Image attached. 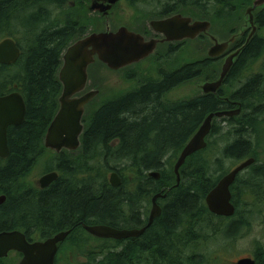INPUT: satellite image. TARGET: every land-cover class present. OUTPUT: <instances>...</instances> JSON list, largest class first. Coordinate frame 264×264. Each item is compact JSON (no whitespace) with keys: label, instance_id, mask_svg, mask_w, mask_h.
I'll return each mask as SVG.
<instances>
[{"label":"trees","instance_id":"16d2710c","mask_svg":"<svg viewBox=\"0 0 264 264\" xmlns=\"http://www.w3.org/2000/svg\"><path fill=\"white\" fill-rule=\"evenodd\" d=\"M195 1L167 0L163 4L178 12L189 3L202 2ZM91 2L0 0V41L11 36L22 49L15 64H0V95L18 91L27 107L25 122L8 130L10 154L0 157V196H6L0 205V231L17 229L38 240L69 231L60 243L56 264L64 250L65 256L87 259L77 264H216V251L209 244L223 236L237 239L256 213L250 206L264 203V83L253 77L228 94L241 101L240 114L225 118L224 126L219 118L213 119L207 146L186 159L179 184L175 164L205 118L227 110L219 98L226 96L225 86L216 94L201 93L176 101L166 95L196 79L212 80L213 59L177 65L176 52L164 56L155 52L145 60H154L157 77L130 76L138 81L134 89L105 101L91 114L87 113L89 104L81 146L56 153L45 147L44 138L60 107L63 85L58 74L67 47L97 31V27L88 28L93 22L88 10ZM236 3L207 0L208 20L220 18L218 6ZM263 53L264 43L254 41L243 51L238 66L245 58ZM238 66L233 67L229 81ZM46 156L53 158L46 164L47 170L60 175L42 189L29 175ZM251 157L255 162L231 186L235 214H213L207 194L236 164ZM114 171L122 178L118 187L110 183ZM152 171L159 172L160 178L151 177ZM157 193L166 194L158 199L162 213L140 237L98 238L83 228V224L141 228ZM254 254L256 264H264V244Z\"/></svg>","mask_w":264,"mask_h":264},{"label":"water","instance_id":"95a60500","mask_svg":"<svg viewBox=\"0 0 264 264\" xmlns=\"http://www.w3.org/2000/svg\"><path fill=\"white\" fill-rule=\"evenodd\" d=\"M118 1L95 0L92 1L89 10L107 13ZM261 7H264V0H253L252 5L248 7L247 14L252 25L253 12ZM151 26L155 31L163 33L166 41L194 39L199 33H209L213 45L209 48L208 54L212 58L222 55L231 42L220 41L211 34L210 21L196 20L192 22L190 17H184L180 14L166 19L153 20ZM157 48V40H147L141 33L131 30L127 26L113 29L107 20L102 31L91 32L70 44L63 54L62 66L58 74L63 85L59 97L60 107L45 134V147L60 153L64 149L76 150L81 146V136L85 128L83 116L86 106L99 92L98 90L85 91L89 81V67L96 60L106 64L110 69L118 70L145 60L154 54ZM237 53L226 60L217 80L204 82L202 86L204 94L216 93L221 88ZM21 55L22 49L13 37L7 36L0 41V64H15ZM26 111V102L20 92L14 91L0 95V157L5 158L10 154L8 130L11 126H19L25 122ZM240 112L241 108L220 110L210 113L205 118L200 128L182 150L175 164L177 184L181 180L180 168L186 159L207 146L206 139L211 131L213 119L238 115ZM254 162L255 158L253 157L240 162L221 177L216 186L207 194L206 203L213 214L222 217H232L235 214L236 207L232 202L231 186L239 173ZM149 175L156 179L160 178V173L157 171H152ZM58 177L57 171L46 173L39 179V184L43 188L47 187ZM110 183L115 187L122 184V178L117 172L111 173ZM164 197L166 194L162 193H157L152 197L149 220L144 227L115 228L104 224H83V228L98 238L122 240L140 237L161 215L162 207L158 203V199ZM5 200V195L0 196V205ZM68 234L69 231H62L46 240L30 242L21 230L1 231L0 258L6 257L10 251H18L23 254V258L18 264H56L59 243L63 242ZM237 264H256V260L252 257H244L239 259Z\"/></svg>","mask_w":264,"mask_h":264},{"label":"rangeland","instance_id":"374dc122","mask_svg":"<svg viewBox=\"0 0 264 264\" xmlns=\"http://www.w3.org/2000/svg\"><path fill=\"white\" fill-rule=\"evenodd\" d=\"M160 1L162 0H156L155 4L153 0L152 5H159ZM252 1L253 0H237V3L234 4L235 6H237V10L235 13L231 14L230 17H226L225 19L218 18L215 22L211 20L212 26L210 29V33L213 34L220 41H223L222 36H225L226 33H230L231 27L238 26L241 23L243 16L245 21H247V13L245 12V10L246 8L252 5ZM141 3L144 4V2H141V0H121L114 9L115 13L111 20V25L113 29H117L120 26L126 25L136 32L140 31L141 28L144 27V24L140 21L141 18L137 16L138 11L136 10ZM136 4H138V6H136ZM90 6L91 3H89V7ZM89 12L91 13L89 17H92L93 22H91L92 24H88V28L92 30L97 27V31L92 30V32L102 31L105 28V24L103 23V17L99 13H93L94 11L89 10ZM195 16L198 17L199 15ZM212 45L213 42L210 40V38L209 40L203 39L189 41L186 44L181 45L180 49L176 51V53H174L175 55L173 59L178 65L183 64L185 62L193 61L203 56L206 57V53ZM157 50L158 48L156 49V51ZM161 52L163 53V49H161ZM139 63L132 64L118 70H114L110 69L106 64L102 62L95 61L89 67V81L85 91L98 90L99 92L87 104V106L91 104L87 113H93L94 110L97 109L100 105H102L105 101L114 98L131 89H134L138 85V81L130 80V76H132L133 79H138L140 75H150L152 77H157V73H155V71L153 70L154 60H145L140 64ZM221 64L222 61H219L215 64L216 68L214 69V77L212 78V80L208 81L217 80L219 78L221 72ZM255 67L256 69L263 70L264 63L256 64ZM204 82H206V80L196 79L187 84L180 85L172 89L166 95V98L171 101H176L179 99L194 97L196 95L204 93V91L202 90ZM224 92L226 96H228V94L233 91L230 90L228 86H225ZM85 115L86 111L84 113V116ZM218 121L220 122L221 126H224V123L221 120ZM262 158H264V152ZM52 160L53 158L50 156L44 157L38 163L36 168L31 171L29 175L30 180L36 183L43 176V174L49 171L47 170L46 164L48 162H51ZM229 164H231V162H226L227 166ZM251 199L252 198L248 197V201H252ZM150 208L151 205H148V211H150ZM250 209H254L256 212L253 218L251 219V225L247 229L243 230L242 234L237 239H229L223 236L221 238L219 237L216 242L209 244L210 248L213 251H216L213 254L216 255V258L218 257L216 264H235L241 258L252 257L254 252L257 250L258 245L264 244V203L260 204L256 208L255 206H250ZM91 244L97 245L95 242H91ZM65 254L66 250H64L63 253H60V264H77L87 260L82 255L67 254V256H65ZM13 256L14 258H16H12V264H17L19 260V255L13 254ZM7 263L8 262L6 261L5 264Z\"/></svg>","mask_w":264,"mask_h":264},{"label":"flooded vegetation","instance_id":"af4514ba","mask_svg":"<svg viewBox=\"0 0 264 264\" xmlns=\"http://www.w3.org/2000/svg\"><path fill=\"white\" fill-rule=\"evenodd\" d=\"M92 1H95V0H92ZM120 1L121 0H119L115 5H113V7L107 13H102L100 11H94L93 13H99L103 17V23L105 24L106 20H107L110 23L111 28H113L111 25V20L113 18L114 13H115L114 9ZM165 1H167V0L160 1L159 5H152V4H149V2L147 0H141V2H144V4L141 3L138 8L135 7V8H137L136 11H138L137 16L141 18L140 21L143 22V24H144V27L141 28V30L142 29L143 30L142 31L140 30L137 32L141 33L147 40L155 39L158 41V50L156 52L160 51V54L162 56H164L167 53L176 52V50L180 49L181 45H184L189 41L203 40V39L209 40V38H210L209 33L202 32V33H199L194 39L187 38V39H184L181 41H166V37L163 33L157 32L152 28L151 22L153 20L166 19L168 17L180 14L184 17H190L192 19V22H194L196 20L207 21L208 20L207 19V17H208L207 12H208L209 7L207 4V0H202V2H199L200 5L199 4L192 5L191 3H189L188 6L180 9L177 12V11H174V9H172V10L168 9L167 10L166 6H164L165 4H163V2H165ZM195 2H198V1L196 0ZM217 9L220 12V15H219L220 19H225L226 17H230L231 14L236 12L237 6H235V5H222V6H218ZM247 10H248V8H246V10H245L246 13H247ZM195 15H199V16L197 17ZM208 21H210V20H208ZM123 26H126V25H123ZM211 26H212V22H211ZM127 27L129 28V26H127ZM222 38H223V41H231L230 42L231 46H229L228 49L222 55H220L216 58H212L209 56V54L207 52L206 57L203 56V57L195 59L193 61H205L207 59H213V60H216V61H214L215 63H213V65H215L219 61H222V64H221V72H222L223 65L225 64L226 60L230 56H232L233 54L238 52L237 55L233 59V64L230 68L228 76L226 77V79L223 83V86H228V88L230 90L235 92L238 89H240L241 87H243L244 85H247L248 82L253 77H259V83H264V69L259 70V69H256V67H255L256 64L264 63V53L257 56V57H253V56H251L249 58L247 57V58H245V62L238 66L240 59L244 56L243 51L246 49L247 46L254 43V41H260L261 43H264V7L258 8L253 12V25L250 23L249 15L247 14V21H245L244 16H243L241 23L238 26L231 27L230 33H226V35L222 36ZM161 49H163V53L161 52ZM236 66H238V68H236V70H234L233 79L231 81H229L228 78L230 76V73H231L233 67H236ZM221 72H220V74H221ZM219 90L216 93H218ZM216 93H213V94H216ZM219 98L222 102H224L223 105H224V107H227V110H234V109L242 107L241 101L238 99L233 100V99H230L229 96H219ZM235 116H237V115L223 116V117H220L219 120H221L225 124V123H227L225 118L231 119V118H234ZM52 171H56V170H52ZM52 171H47L46 173H49ZM54 182H52L49 186L43 188L40 186L39 180H38L36 182V186L39 188L45 189V188L50 187ZM158 203H159V201H158ZM151 208H152V202H151ZM151 208H150V210H151ZM149 215H150V212H149L148 216L146 215V218H147L146 223L144 225H142L141 227H144L148 223ZM143 218L145 219V217H143ZM26 237L30 242L38 241V239H34L32 237H29L27 234H26ZM59 251H60V243H59L58 253H59ZM13 254L19 255V260H18L17 264L20 263V261L23 258V254L18 252V251H10L6 257H2V258H0V260L7 259L8 262H10V261L12 262L13 261L12 258H14ZM252 258H254L257 261V256L255 254H253ZM0 264H1V261H0ZM235 264H237V262Z\"/></svg>","mask_w":264,"mask_h":264},{"label":"bare ground","instance_id":"6f19581e","mask_svg":"<svg viewBox=\"0 0 264 264\" xmlns=\"http://www.w3.org/2000/svg\"><path fill=\"white\" fill-rule=\"evenodd\" d=\"M239 164V163H238ZM238 164H236V165H238ZM237 179V178H236ZM164 199V198H163Z\"/></svg>","mask_w":264,"mask_h":264}]
</instances>
